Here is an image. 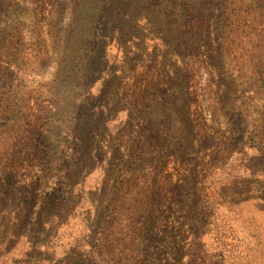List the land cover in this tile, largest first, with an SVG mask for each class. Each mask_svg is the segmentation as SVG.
Returning <instances> with one entry per match:
<instances>
[{"label": "rangeland", "instance_id": "1", "mask_svg": "<svg viewBox=\"0 0 264 264\" xmlns=\"http://www.w3.org/2000/svg\"><path fill=\"white\" fill-rule=\"evenodd\" d=\"M0 264H264V0H0Z\"/></svg>", "mask_w": 264, "mask_h": 264}]
</instances>
